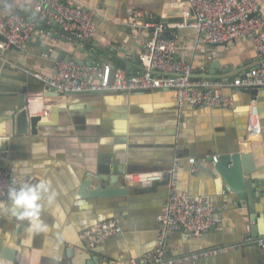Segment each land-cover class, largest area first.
<instances>
[{"label": "crops", "instance_id": "obj_1", "mask_svg": "<svg viewBox=\"0 0 264 264\" xmlns=\"http://www.w3.org/2000/svg\"><path fill=\"white\" fill-rule=\"evenodd\" d=\"M65 2L95 10L91 41L110 49L104 57L95 51V62H109L124 70L127 63L123 59L138 57L149 37V29L134 30L126 24L134 11L144 14L138 20L144 21L150 14L165 25L194 18L186 0ZM258 2L264 17V0ZM36 3L37 0L3 1L0 15L20 13L33 19ZM45 28L43 25L42 31L36 27L23 46L0 50V166L25 183L47 178L57 192L55 211L45 207L41 216L47 231L31 236L26 231L27 222L10 214L8 199L0 203V247L14 253L13 262L6 263L29 264L32 250H39V264H143L155 246L157 216L165 209L169 187L166 177L146 184L134 181L141 173L169 169L177 159V191L208 198L217 226L199 235L174 231L167 241V255L180 257L221 249L200 256L196 264H264V88L254 98L244 89H218L233 97L232 109L180 108L170 90L48 93L44 90L46 84L35 75L51 76L56 60L44 53L39 43L79 59L86 54L76 52L75 42L66 43L54 28H50L54 31L51 35ZM167 34L178 45L177 56L191 63L192 71L206 72L213 62L219 63V71H248L252 68L249 65L259 60L245 39L208 44L199 40L190 27L168 28ZM136 64L128 73L136 71ZM21 89H25L32 105L30 114L51 121L50 108L55 106V123L38 126L34 135L17 133L13 114L17 107L15 95ZM251 99L255 100L260 126V135L254 139L246 133ZM236 152L250 154L251 164L256 167L251 176L259 190L255 203L258 240L246 238L252 224L248 208L237 202L212 162L213 155ZM101 155L111 157V172L106 176L96 173ZM191 157L195 158L196 171L191 170ZM89 176L91 184L86 192L111 187L125 193L81 195V185ZM109 218L116 220L121 233L92 249L86 247L79 233Z\"/></svg>", "mask_w": 264, "mask_h": 264}, {"label": "built area", "instance_id": "obj_2", "mask_svg": "<svg viewBox=\"0 0 264 264\" xmlns=\"http://www.w3.org/2000/svg\"><path fill=\"white\" fill-rule=\"evenodd\" d=\"M7 0H0V3ZM194 13L190 22L165 25L148 14L146 20L141 11H134L126 19V24L136 29H149V37L143 52L138 56L139 68L135 72L114 68L109 62H93L79 65L72 58L56 60L51 76H35L60 93H105L128 92L132 90H170L176 104L180 107L228 108L235 106L233 97L218 89L231 90L264 88V17L258 0H186ZM34 18L27 19L20 13L0 15V50L20 47L30 41L37 27L46 26V34H53L51 26L58 25L66 43L84 41L94 36L92 17L95 10L81 5L68 4L65 0H37L33 7ZM190 27L195 30L199 40L208 44H223L245 39L259 57L258 65L250 68L242 76L227 81L207 80L191 77V63L177 56L178 45L171 37H161L168 28ZM246 133L249 139L260 135L259 119L255 100L249 101ZM191 170L196 171L195 158L188 159ZM212 162H217L213 155ZM179 166L177 159L169 169L151 174H139L135 183H150L166 177L169 192L166 206L157 216L158 235L155 246L144 257L143 264H196L200 256L216 253L213 249L204 253L187 254L180 257L167 255V241L174 231L199 235L216 229L213 207L208 198L202 195H189L177 191ZM25 182L4 166H0V203L7 200L9 186H19ZM115 219L98 221L79 233L81 242L92 249L108 237L121 233ZM259 245H263L261 241Z\"/></svg>", "mask_w": 264, "mask_h": 264}, {"label": "water", "instance_id": "obj_3", "mask_svg": "<svg viewBox=\"0 0 264 264\" xmlns=\"http://www.w3.org/2000/svg\"><path fill=\"white\" fill-rule=\"evenodd\" d=\"M6 2V1H4ZM30 19V18H27ZM58 32V36L61 37V30L58 25L55 23L51 26ZM167 31H164L161 37H167ZM2 40L3 38L0 37ZM42 46V50L44 53L49 54L52 59L60 60V59H70L72 58L77 64L85 65L91 64L95 62L96 55L95 51L101 52V57H104L107 54H110L109 48H101L98 47L96 42L91 41L88 39L84 41V45L80 46L79 41H75L77 45L75 47L76 52L82 54L85 53L86 57L83 59H79L78 57L72 56L69 53L60 52L58 49L52 48L47 43H39ZM225 44V43H224ZM13 47V46H12ZM127 63V68L125 69L126 72H130L131 65L134 63L139 68L138 65V57L131 59L130 61L123 59ZM259 61L255 62L254 64L249 65L250 67L258 65ZM210 68L206 72H199V71H192L191 77L193 79L204 78L207 80L213 79H221L223 81H227L233 75L242 76L245 74L246 69L239 68L236 71H226L218 70L219 63L213 62L209 66ZM262 88H248L245 91L254 98L258 91ZM45 91L48 93L55 92L51 87L48 85L45 86ZM17 97V107L13 114L14 121L16 124V132L19 134H23L26 132H30L34 135L37 132V127L42 124H50L55 123L56 121V114L57 108L51 107V121H45L41 119L40 115L37 114H30V108L32 109L31 103L27 101L25 89L19 90L16 95ZM110 156L109 155H101L98 159V165L96 169V173L99 176H106L110 174L111 167H110ZM215 169L217 170L218 174L221 176L225 184L228 186L229 191L233 192L237 198V202L243 206H246L249 211L250 221L252 222L250 226V232L246 235L247 239L258 240L260 239L257 231L256 225V212H255V203L259 200V190H256V182H254L251 174L256 171V167L251 164V155L248 153H229V154H222L217 157V162L214 163ZM98 179H101L98 177ZM103 179V177H102ZM258 183L260 182L263 184V181L258 179ZM91 184V177L87 180H84L80 194L84 196H110L114 194H124L125 190L120 188H104L103 190L99 188L92 189L86 192V189ZM13 255L14 253L9 249H4L0 247V264H7L6 262H13Z\"/></svg>", "mask_w": 264, "mask_h": 264}, {"label": "clouds", "instance_id": "obj_4", "mask_svg": "<svg viewBox=\"0 0 264 264\" xmlns=\"http://www.w3.org/2000/svg\"><path fill=\"white\" fill-rule=\"evenodd\" d=\"M7 198L10 205L9 212L20 221H26V231L33 233L47 231V224L41 219L45 207L55 211L57 192L52 182L44 177L35 183H23L19 186H9ZM42 253L32 250L29 255V264H39Z\"/></svg>", "mask_w": 264, "mask_h": 264}, {"label": "bare ground", "instance_id": "obj_5", "mask_svg": "<svg viewBox=\"0 0 264 264\" xmlns=\"http://www.w3.org/2000/svg\"><path fill=\"white\" fill-rule=\"evenodd\" d=\"M107 220V219H106Z\"/></svg>", "mask_w": 264, "mask_h": 264}]
</instances>
